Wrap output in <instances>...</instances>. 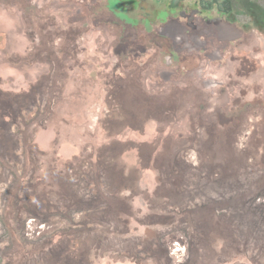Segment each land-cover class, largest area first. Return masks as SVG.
I'll return each mask as SVG.
<instances>
[{
  "label": "rangeland",
  "instance_id": "1",
  "mask_svg": "<svg viewBox=\"0 0 264 264\" xmlns=\"http://www.w3.org/2000/svg\"><path fill=\"white\" fill-rule=\"evenodd\" d=\"M73 2L0 0V264H264V53L215 89L97 23L72 57Z\"/></svg>",
  "mask_w": 264,
  "mask_h": 264
},
{
  "label": "flooded vegetation",
  "instance_id": "2",
  "mask_svg": "<svg viewBox=\"0 0 264 264\" xmlns=\"http://www.w3.org/2000/svg\"><path fill=\"white\" fill-rule=\"evenodd\" d=\"M113 1L82 0L79 11L73 2L69 26L73 36L72 57H77L80 45L77 24L90 38L97 23L100 32L93 41L103 57H109V49L117 52L123 44H132L134 50L145 45L149 48L137 57H159L160 64L167 65L175 61L178 63L175 73L181 71L183 81L197 73L203 87L215 89L223 84L216 81L215 74L211 77L215 80L205 74L212 76V70L227 71L232 57H257L254 54L264 53V0H117L119 7L116 8L111 6ZM110 9L127 17L137 33L136 38L123 37L126 26L118 17L109 21L113 13ZM27 10L24 8L23 14ZM26 19L27 25L34 26L27 16ZM40 26L36 22V27L31 28L38 34ZM109 29L118 30L110 31V37ZM179 61L192 65V69ZM158 70L162 75L163 68Z\"/></svg>",
  "mask_w": 264,
  "mask_h": 264
}]
</instances>
